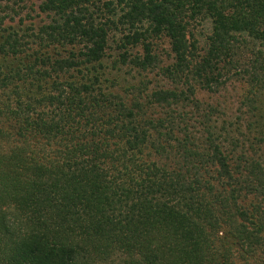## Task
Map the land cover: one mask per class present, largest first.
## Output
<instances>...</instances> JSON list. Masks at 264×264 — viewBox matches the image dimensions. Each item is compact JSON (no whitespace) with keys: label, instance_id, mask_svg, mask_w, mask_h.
Here are the masks:
<instances>
[{"label":"trees","instance_id":"trees-1","mask_svg":"<svg viewBox=\"0 0 264 264\" xmlns=\"http://www.w3.org/2000/svg\"><path fill=\"white\" fill-rule=\"evenodd\" d=\"M40 12L0 36V264H223L263 244L264 0Z\"/></svg>","mask_w":264,"mask_h":264},{"label":"rangeland","instance_id":"rangeland-1","mask_svg":"<svg viewBox=\"0 0 264 264\" xmlns=\"http://www.w3.org/2000/svg\"><path fill=\"white\" fill-rule=\"evenodd\" d=\"M44 0H0V36L5 30L8 32L19 33L20 35H30L38 27L43 15L40 12V5ZM1 42V40H0ZM28 48L36 49L33 44ZM0 58V66L7 71V66L15 63L3 61ZM4 100V97H0ZM206 99V95L202 96ZM0 99V101H2ZM4 125L5 127L7 126ZM223 264H264V243L260 245H244L243 248L238 246L231 248L226 252Z\"/></svg>","mask_w":264,"mask_h":264}]
</instances>
